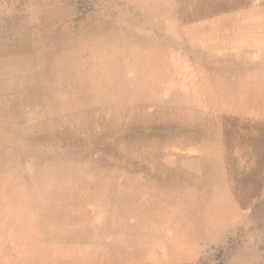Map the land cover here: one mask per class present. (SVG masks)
I'll use <instances>...</instances> for the list:
<instances>
[{
	"label": "rangeland",
	"instance_id": "1",
	"mask_svg": "<svg viewBox=\"0 0 264 264\" xmlns=\"http://www.w3.org/2000/svg\"><path fill=\"white\" fill-rule=\"evenodd\" d=\"M232 2L0 0V29L25 24L30 38L44 40L42 60L65 53L78 64H97L89 72L72 65L62 83L44 81L39 106L46 111L38 117L19 123L0 114V161L10 160L4 164L40 185L41 193L27 198L33 214L65 199L45 226L46 240L31 245L32 252L5 240V259L39 264V256L61 253L59 245L66 251L100 245L98 254L109 261L104 248L117 238L161 260H182L192 249L185 264H264V145L252 143L240 120L200 113L238 116L240 85L252 73L263 79L264 48L244 49L242 39L254 36L257 18L264 20V0H245L244 10ZM214 7L209 16L188 18ZM184 25L199 32L183 33ZM67 38L79 40L56 49ZM74 43L78 51L71 53ZM115 66L119 84L110 79ZM204 74L193 89L194 77ZM91 91L95 102H77ZM156 108H164L163 118L151 125L146 119ZM160 124L180 128L167 135L152 127ZM4 204L13 211L8 199Z\"/></svg>",
	"mask_w": 264,
	"mask_h": 264
},
{
	"label": "bare ground",
	"instance_id": "2",
	"mask_svg": "<svg viewBox=\"0 0 264 264\" xmlns=\"http://www.w3.org/2000/svg\"><path fill=\"white\" fill-rule=\"evenodd\" d=\"M204 1L208 3H212L213 0H204ZM224 1H229V2L236 1L240 5L239 9L244 10L243 3L245 2V0H224ZM248 1H254V0H248ZM193 3H197L196 5H198L199 0H193ZM215 11H216L215 7L209 8L208 10L201 11L200 13H193L192 16L188 18L190 20H194L195 18L199 19V17L202 18L209 16L213 14ZM251 12L255 13L256 11L252 10L249 13ZM257 19L255 20V23H253L255 26L253 28L254 30L249 31V33L253 34L254 36L247 37V39L245 38L242 39V42L245 45L244 49H248V47H254L255 50H257L258 48L259 49L264 48V20L261 19L259 21V19L258 20ZM2 21L3 18L0 16V22ZM2 29H0V37H2V39L0 38V103L1 104L3 103V107H4L2 108V111L0 113L2 118H4V116L7 115L8 117H12L13 119H16L17 120L16 122L20 123L24 121V117L26 115H31L30 116L31 119L32 117L35 118V116L38 117L43 111H46L45 108L39 106V104L42 103L43 101L42 100L43 98L41 99V94H40L41 90L39 88L42 87L44 84H47L44 81H47L49 83H56V84L65 82L69 76V69H71L72 65L74 67L76 66L87 67L86 72H89L88 66L91 67L97 66L96 63H92V62H80L78 64L77 58L72 57L71 60H69V55H66L65 53L64 55H59V57L54 56L50 60L44 61L42 60L43 57L41 55V53L44 51L41 49L42 47L41 45L44 44L43 38L37 36L36 38L37 41H34V39L30 38L27 35L28 30L26 29L25 24H21L19 27H17L16 24H13L11 27L4 26L2 27ZM182 32L195 35L199 32V27L196 26L193 28L192 27L189 28L188 26L184 25L182 27ZM256 36L261 37L260 38L261 40L259 41L258 37ZM77 40L79 39H70V38L62 39L57 44L56 49L57 48L65 49L69 41L72 46L73 45L72 43ZM76 45L77 44L74 43L75 47L72 51H70L71 53L78 51V45L77 46ZM240 58L243 59L244 56H240ZM110 63L114 64L115 61H111ZM117 64L119 65L118 62ZM119 68L120 67L115 66L114 72L116 73V76L113 75L110 77V79L114 81L113 82L114 84H119L122 80L121 72L119 71ZM258 76L256 77V75L252 73L250 76H248V81L240 85L241 87L239 91V95H240L239 97L241 99L240 102L241 108L238 113H233L235 115L239 114L238 116H234L232 114L230 115L219 114L218 112L211 111L210 109H204V111H201L200 113L213 115L214 119H217L218 121L222 120L223 122H228L230 120H240L241 122H243L244 125L246 124L249 127V129L252 131L254 137L252 143L256 144L260 142L261 145H264V74H263V79H259ZM201 77H206V75L204 74V76L200 75L194 77L193 79L194 84H192L193 89H195V86L198 85V82L202 81ZM83 78L84 76L77 77L79 81H81V79L83 80ZM171 78L173 80L176 79L178 83H181V77L176 78V76H171ZM182 84H184V82ZM24 85H26L25 86L26 89H23ZM102 86L103 84L101 83L100 87ZM180 88H182V85ZM178 90L179 89L171 92V94L169 95L170 98L172 96L178 97L179 96ZM184 90L186 91V89ZM190 93H192V91ZM112 94H116V93L112 92ZM111 96L115 97L114 95ZM95 98L96 95L93 94V91H91L88 92L87 94H84V96H78L76 100L79 104H81L82 100L84 102L90 101L89 103H93L95 102L94 100H96ZM57 103H55L54 106L55 110L59 108L57 107L58 106ZM163 113H164V108H156L155 111L151 113V115H149L147 117L148 119L146 120L151 125H155L151 123V121H155L160 118L162 119ZM137 118L140 119L141 116ZM140 124L142 125V123ZM142 126L146 127L147 125H142ZM218 126L219 125L216 124L212 128L217 129ZM152 127H157L159 131H162L164 134L167 135L171 134L176 129L178 130L180 128L178 125H164V124H160L159 126H152ZM3 145H5V143ZM243 156L244 154L240 157V159H242ZM7 158L9 159V157ZM262 158H263L262 162L264 163V155L262 156ZM6 162L0 161V194L7 193L9 197V198L0 197V234L1 233L8 234L10 231H13L14 236L12 238H8V237L5 238L0 235V243L4 242L5 240H10L11 244L19 243L21 244V246H27V248H29V251L32 252L31 248L33 246L31 245H34L35 243H41V242L43 243L46 240L45 239L46 237L44 235L45 226L47 227L48 225L54 223L55 217H57L58 214L57 209L63 206L65 199L62 198L57 199L54 202L55 207H53L52 210L49 208H45L44 210H41L40 213L33 214L32 211L34 208L31 205L32 201H29L27 198L30 196V194H34L36 192L41 193L39 189L40 185H38L37 179L35 181H29L27 183L26 181H28L29 176L27 175L19 176L18 172L11 169L8 163L4 164ZM8 162L11 161L9 160ZM31 170L34 171L33 168H31ZM31 174H32L31 176H33L34 172H32ZM48 183L46 184L48 185V187L50 188L52 187L51 188L52 191L59 193H62V191L66 192L65 187H61L60 188L62 190L61 191L57 189L54 185ZM7 199L12 203V205L14 204L13 211L7 208V205L4 204L5 200ZM231 213L235 214L236 210L235 209L231 210ZM111 241L112 242L109 245H107L106 248H104V250L109 253V258H110L109 261H105L104 259H102L101 254H98L102 250V246L100 245H86L85 247L75 246L76 248L67 249V251L64 250L63 248L66 247L65 245H59L61 247V253H57L52 256L49 255L47 256V254L43 257L39 256V258L41 259L39 261L40 262L39 264H185L187 263V260L192 252V249H189L184 255L182 260L172 259L170 261H167L166 259L161 260L151 257L152 253L146 251L144 248H139V246H134V247L128 246L131 242H127L125 240L117 241V238L111 239ZM3 252L4 250L0 249V264H17V260H19L18 258L14 257L12 260H7L1 255Z\"/></svg>",
	"mask_w": 264,
	"mask_h": 264
},
{
	"label": "crops",
	"instance_id": "3",
	"mask_svg": "<svg viewBox=\"0 0 264 264\" xmlns=\"http://www.w3.org/2000/svg\"><path fill=\"white\" fill-rule=\"evenodd\" d=\"M7 198H9V197H8V194H7Z\"/></svg>",
	"mask_w": 264,
	"mask_h": 264
}]
</instances>
